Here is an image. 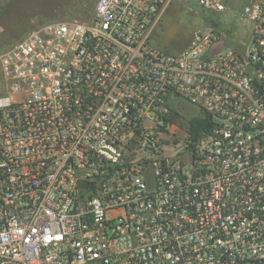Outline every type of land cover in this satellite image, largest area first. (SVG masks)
Returning <instances> with one entry per match:
<instances>
[{"label":"built area","instance_id":"obj_1","mask_svg":"<svg viewBox=\"0 0 264 264\" xmlns=\"http://www.w3.org/2000/svg\"><path fill=\"white\" fill-rule=\"evenodd\" d=\"M174 1L97 0L0 50V264H264V0H192L250 38L180 53L152 41Z\"/></svg>","mask_w":264,"mask_h":264},{"label":"rangeland","instance_id":"obj_2","mask_svg":"<svg viewBox=\"0 0 264 264\" xmlns=\"http://www.w3.org/2000/svg\"><path fill=\"white\" fill-rule=\"evenodd\" d=\"M97 0H0V50L21 39L43 22L88 20ZM222 30L231 40L248 41L251 24L236 8L207 12L192 0H176L165 11L152 34L155 45L172 53L185 50L199 31ZM185 104L182 118L203 117Z\"/></svg>","mask_w":264,"mask_h":264},{"label":"trees","instance_id":"obj_3","mask_svg":"<svg viewBox=\"0 0 264 264\" xmlns=\"http://www.w3.org/2000/svg\"><path fill=\"white\" fill-rule=\"evenodd\" d=\"M192 130H198L199 128L208 129L211 126V120L209 116L204 115L201 118H194L191 120Z\"/></svg>","mask_w":264,"mask_h":264}]
</instances>
